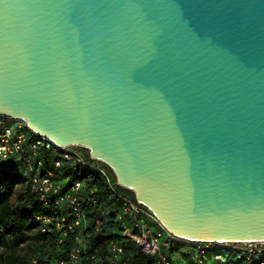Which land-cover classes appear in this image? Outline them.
I'll return each mask as SVG.
<instances>
[{"label": "water", "instance_id": "95a60500", "mask_svg": "<svg viewBox=\"0 0 264 264\" xmlns=\"http://www.w3.org/2000/svg\"><path fill=\"white\" fill-rule=\"evenodd\" d=\"M0 114L174 235L264 241V0H0Z\"/></svg>", "mask_w": 264, "mask_h": 264}, {"label": "built area", "instance_id": "2783aa9c", "mask_svg": "<svg viewBox=\"0 0 264 264\" xmlns=\"http://www.w3.org/2000/svg\"><path fill=\"white\" fill-rule=\"evenodd\" d=\"M42 148L58 151V158L53 160L49 168L45 167L42 159L37 158ZM7 160L23 162L32 190L47 208L46 213L37 216L41 231L52 232L56 229L62 231V238L58 239V244L62 243L69 232L74 236L69 260L62 261L61 264L78 262L86 252L83 231L87 225L88 213L85 206L91 199V196H84L85 183L80 179L75 180L66 191H63L55 170L64 167L73 170L83 169L104 177L110 189L121 200V215L129 219L130 226L125 228L124 235L136 241L146 253L158 256L161 264H172L164 251L178 247L192 249L199 264L205 263L208 259V250L216 247L234 257V260L230 261L225 254L217 253L213 259L220 264H245L252 260L264 264V241L210 242L174 235L150 207L137 199L136 194L132 197L117 189L122 186L115 173L113 172L114 181L107 173L105 166L108 165L94 158L89 149L79 145L59 147L50 139L32 131L23 120L0 114V165ZM113 250L116 252L115 256L122 252V248L116 243L113 245Z\"/></svg>", "mask_w": 264, "mask_h": 264}, {"label": "trees", "instance_id": "16d2710c", "mask_svg": "<svg viewBox=\"0 0 264 264\" xmlns=\"http://www.w3.org/2000/svg\"><path fill=\"white\" fill-rule=\"evenodd\" d=\"M37 158L42 159L45 167L49 168L53 160L58 158V151L42 148ZM55 171L56 178L60 180L63 186V191H66L75 180L80 179L85 183L83 187L84 196H91L85 206L88 213L87 225L83 231L86 240V252L83 253L80 261L68 264H161L158 256L146 253L136 241L125 236L122 230L115 232L101 226L100 222H92L91 213L94 206L99 204V200L97 192L92 191L90 186L96 183L101 190L103 182L97 178L102 176L87 170H73L68 167ZM112 176L115 181V175ZM66 177L69 179H65ZM21 178L25 179L27 187L25 191L17 193L18 182ZM28 179L22 161L7 160L0 165V249L4 247L8 250H15L31 238L42 242V245L38 250L31 253L25 261H18L13 253L5 257L0 254L1 264H61L62 261H68L74 236L69 232L68 236L63 238L62 243L58 244V239L62 238V231L57 229L52 232L41 231V224L37 216L46 213L47 208L39 201ZM119 191L135 197L134 192L129 194L123 190ZM15 193H17V197L14 203L12 198ZM113 194L121 209V200L118 199L115 192ZM32 232L34 235L30 234ZM115 243L122 248V252L118 256H115L116 252L113 250ZM175 251L182 252L181 255L185 257L187 264H199L194 251L187 247L168 248L164 251L172 264H175ZM217 253L225 254L230 258V261L234 260V257L229 256L225 250L216 247L208 250V259L202 264H220L219 261L213 259ZM245 264H258V262L252 260Z\"/></svg>", "mask_w": 264, "mask_h": 264}, {"label": "rangeland", "instance_id": "374dc122", "mask_svg": "<svg viewBox=\"0 0 264 264\" xmlns=\"http://www.w3.org/2000/svg\"><path fill=\"white\" fill-rule=\"evenodd\" d=\"M107 169V173L111 178H113V171L108 167L105 166ZM103 182V188L99 190L98 185L94 183L91 184V189L94 192H97L99 204L94 206L92 211V222H100L101 226L105 227L106 229L114 230L115 232H119L120 230L124 231L125 228L130 226L129 220H127L124 216L121 215V209L119 206V202L115 199L113 191L110 189L107 181L103 177H99ZM27 187L25 179L21 178L18 182L17 193L19 191H25ZM119 190H123L129 194H133V191L125 188L120 187ZM17 193L13 195V202H16ZM34 235V233H30ZM42 242L36 240L35 238H31L30 240L26 241L15 250H8L4 247L0 249V254L3 257L7 256L10 253H13L14 257L18 261H25L27 257L30 256L31 253L38 250L41 247ZM183 250V249H182ZM182 252L175 251V264H187L185 257L181 255ZM2 263V258L0 257V264Z\"/></svg>", "mask_w": 264, "mask_h": 264}]
</instances>
